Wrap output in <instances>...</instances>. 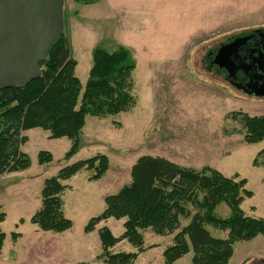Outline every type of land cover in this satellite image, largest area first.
I'll return each instance as SVG.
<instances>
[{
	"label": "rangeland",
	"instance_id": "rangeland-1",
	"mask_svg": "<svg viewBox=\"0 0 264 264\" xmlns=\"http://www.w3.org/2000/svg\"><path fill=\"white\" fill-rule=\"evenodd\" d=\"M208 5L207 28L193 35L185 46L192 50L176 51L177 46L162 44V50L155 45L153 52L131 51L137 64L135 107L102 119L88 116L77 155L65 159L72 145L67 138L50 139L42 129L25 133L29 141L22 151L29 156L31 167L0 176V208L7 215L1 225L6 239L0 264H106L101 258L99 230L108 227L119 237L125 231V219L110 218L91 233H86L85 227L104 212L106 197L130 184L132 167L144 156L165 158L197 170L211 167L225 177L246 179V188L253 196L246 198L241 208L247 216L264 218V167L254 164L264 150V140L247 144L240 117L236 116H264V98L246 96L230 85L224 74L209 68L211 52L231 38L264 28V0H209ZM107 48L114 52L118 47ZM76 60L75 75L85 87L93 53L76 51ZM43 151L53 155L51 163H39V153ZM99 154L110 160L102 179L90 181L94 173L82 170L64 182V214L73 227L54 233L32 224L31 218L42 207L45 181L64 167ZM216 215L227 218L230 208L221 204ZM189 222L190 218L181 219L179 230L167 236L145 230L144 252L134 264H164L165 250ZM206 228L214 238H228V231L211 225ZM137 252L138 248L127 240L111 249L112 254ZM193 258L191 249L177 264H194ZM229 264H264V235L236 242Z\"/></svg>",
	"mask_w": 264,
	"mask_h": 264
},
{
	"label": "trees",
	"instance_id": "trees-1",
	"mask_svg": "<svg viewBox=\"0 0 264 264\" xmlns=\"http://www.w3.org/2000/svg\"><path fill=\"white\" fill-rule=\"evenodd\" d=\"M91 5L101 0H73ZM78 61L72 53L68 34L61 35L52 46L47 59L40 63V76L23 86L0 87V176L20 173L31 167V160L22 151L28 141L25 132L42 129L50 139L67 138L72 142L65 159L80 150V138L88 116L106 118L129 112L136 105L133 95L136 61L131 51L123 46L114 52L97 48L93 52V66L83 87L75 75ZM245 130L247 144L264 140V116L237 113ZM53 155L39 153V163L49 164ZM264 167V150L254 164ZM110 168L106 155L78 161L64 167L57 176L45 181L42 207L31 218L40 230L64 233L73 222L64 214V182L82 170L92 171L90 181H99ZM232 178L211 167L200 170L181 167L165 158L144 156L131 170V182L117 194L105 198L106 209L92 218L86 233L96 230L110 218L125 219L124 233L116 237L108 227L99 230L103 249L101 258L106 264H134L144 252L143 232L167 236L179 230L181 219L189 224L175 236L174 244L164 252V264L194 252V264H229L234 244L264 235V218L247 216L241 208L253 193L247 190V180ZM221 204L230 208L227 218H219L216 209ZM6 213L0 208V253L6 234L1 225ZM206 225L228 231L227 239L211 236ZM17 236V234H14ZM127 240L138 248L137 253L112 254L111 249ZM86 264V263H80Z\"/></svg>",
	"mask_w": 264,
	"mask_h": 264
},
{
	"label": "crops",
	"instance_id": "crops-1",
	"mask_svg": "<svg viewBox=\"0 0 264 264\" xmlns=\"http://www.w3.org/2000/svg\"><path fill=\"white\" fill-rule=\"evenodd\" d=\"M208 4L209 0H101L91 5L0 0V87L23 86L39 77L40 63L65 33L75 59L76 51L90 54L97 48L109 51V46L153 52L155 45L162 50L159 45L170 44L176 51L190 50L185 48L190 38L207 28Z\"/></svg>",
	"mask_w": 264,
	"mask_h": 264
},
{
	"label": "flooded vegetation",
	"instance_id": "flooded-vegetation-1",
	"mask_svg": "<svg viewBox=\"0 0 264 264\" xmlns=\"http://www.w3.org/2000/svg\"><path fill=\"white\" fill-rule=\"evenodd\" d=\"M238 38L246 41L233 54L232 61L236 66L235 78H229L225 69L214 65L215 56L221 46L234 42ZM209 54V68L218 74H224L225 80L235 89L249 97L263 99L264 96V28L255 29L248 34H240Z\"/></svg>",
	"mask_w": 264,
	"mask_h": 264
},
{
	"label": "water",
	"instance_id": "water-1",
	"mask_svg": "<svg viewBox=\"0 0 264 264\" xmlns=\"http://www.w3.org/2000/svg\"><path fill=\"white\" fill-rule=\"evenodd\" d=\"M245 41V38H238L234 42L223 45L215 56L213 64L220 69H225L228 72L229 78L234 79L236 74V66L231 58ZM258 96H264V94H259Z\"/></svg>",
	"mask_w": 264,
	"mask_h": 264
}]
</instances>
